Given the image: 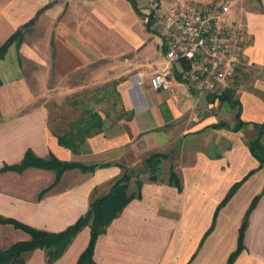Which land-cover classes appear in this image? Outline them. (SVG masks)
Segmentation results:
<instances>
[{"label": "crops", "instance_id": "1", "mask_svg": "<svg viewBox=\"0 0 264 264\" xmlns=\"http://www.w3.org/2000/svg\"><path fill=\"white\" fill-rule=\"evenodd\" d=\"M184 3L0 0V46L21 31L0 59V216L60 233L130 174L132 197L97 235L92 264H228L239 241L231 264H264V163L248 145L257 137L264 145V0H242L229 12L245 40L235 105L180 84V62L169 76L178 102L152 90L165 61L146 14L151 4L168 11ZM63 105L81 106V115L58 132L77 128L87 112L102 119L75 151L50 126L51 115L68 114ZM27 153L76 166L5 169ZM151 155L160 156L155 179L145 170ZM28 239L0 224V249ZM90 239L86 225L57 259L35 249L24 264H76Z\"/></svg>", "mask_w": 264, "mask_h": 264}, {"label": "built area", "instance_id": "2", "mask_svg": "<svg viewBox=\"0 0 264 264\" xmlns=\"http://www.w3.org/2000/svg\"><path fill=\"white\" fill-rule=\"evenodd\" d=\"M231 6L184 3L168 11L151 4L146 23L162 40L165 65L150 78L152 90L168 92L178 102L170 65L181 63L179 82L188 89L221 96L237 87L244 38L229 17Z\"/></svg>", "mask_w": 264, "mask_h": 264}, {"label": "trees", "instance_id": "3", "mask_svg": "<svg viewBox=\"0 0 264 264\" xmlns=\"http://www.w3.org/2000/svg\"><path fill=\"white\" fill-rule=\"evenodd\" d=\"M20 35L21 31H17L7 42L0 46V59L4 55L7 47L14 40L20 39ZM233 93L234 89H230L224 94H222L219 99H227L233 105H235V103H233L235 102L233 99ZM87 113L88 116L86 118H83V120L81 121V125H78L77 128L72 125L67 131L55 132V135L58 139V143L60 145L75 151L82 141H84L87 137L91 136L93 133H96L98 131L101 126V117L98 115H94L91 112ZM239 123L242 124V122ZM248 145L251 153L259 160L261 166L264 163V145L260 142V139L258 137L255 140L249 142ZM159 161L160 156L158 155H151L145 161V170L152 174L150 176V179L156 178V175L154 173L156 172ZM27 166L48 168L60 172L68 167L76 165L62 162L53 156H51L49 159L43 160L34 157L30 153H27L20 164L15 166H9L5 169L20 170ZM130 178V174H124L123 177L120 178L112 187L111 195L107 196L106 198L94 200L91 203L88 212L83 217H81L74 225L68 227L66 230L60 233H48L45 231L36 230L14 219L4 218L0 216V224H10L13 227L20 229L29 235L28 240L18 241L13 243L10 247L6 249H0V264H24V254L35 249L48 250V261L52 262L62 254V252L69 244L71 238L75 235V233L86 225H89L91 228V239L87 248L81 254L76 264H92V249L97 235L104 231L109 221L132 197L126 195V189ZM175 183H178L177 180L175 181ZM139 185L140 181L137 182V186ZM237 186L238 184H235L230 189L222 204H224L225 201L230 198ZM259 198L260 195H257L253 198L251 206L245 216V220L249 214L250 209L258 201ZM244 226L245 224H243L241 228L240 237ZM240 249L241 244L239 241L238 248L233 254H231L228 260V264H231L233 262Z\"/></svg>", "mask_w": 264, "mask_h": 264}, {"label": "rangeland", "instance_id": "4", "mask_svg": "<svg viewBox=\"0 0 264 264\" xmlns=\"http://www.w3.org/2000/svg\"><path fill=\"white\" fill-rule=\"evenodd\" d=\"M186 1L189 2V3H194V2L197 3V0H186ZM241 1L242 0H215L212 4H210V3H204V4L201 3L199 5H207V6L208 5H215L216 6L218 4L220 5V3H223V4H229L231 6V10H234L239 5H241ZM87 96H89V95H82V98L83 99L87 98ZM79 100H81V99H75V102H78ZM110 105H111V101H109V105H108V102H107V104L105 103V106H107V107L108 106L110 107ZM62 108H64L65 113H68V114H64L63 115V114L59 113V114H53V115L50 116V126L55 131H57V130L60 131L59 129H61L62 127H65L71 121L70 119L78 118L81 115L80 113H79V115L76 113L77 110H79V112H81V106H78V108H76V107H69L68 105H63ZM59 110H60V108H59ZM9 239H8L9 240L8 244L11 241H13L14 238L11 237ZM5 243H7V242H5ZM8 244H4V245H8Z\"/></svg>", "mask_w": 264, "mask_h": 264}]
</instances>
